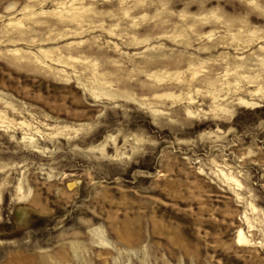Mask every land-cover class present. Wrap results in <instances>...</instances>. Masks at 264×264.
Instances as JSON below:
<instances>
[{"label":"rangeland","instance_id":"obj_1","mask_svg":"<svg viewBox=\"0 0 264 264\" xmlns=\"http://www.w3.org/2000/svg\"><path fill=\"white\" fill-rule=\"evenodd\" d=\"M0 264H264V0H0Z\"/></svg>","mask_w":264,"mask_h":264}]
</instances>
